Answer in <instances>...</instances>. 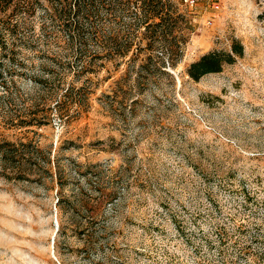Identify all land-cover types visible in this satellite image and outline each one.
<instances>
[{"label": "rangeland", "instance_id": "obj_1", "mask_svg": "<svg viewBox=\"0 0 264 264\" xmlns=\"http://www.w3.org/2000/svg\"><path fill=\"white\" fill-rule=\"evenodd\" d=\"M170 2L181 56L128 13L55 0L27 34L48 42L0 46V264H264V0ZM234 44L233 64L187 74Z\"/></svg>", "mask_w": 264, "mask_h": 264}, {"label": "trees", "instance_id": "obj_2", "mask_svg": "<svg viewBox=\"0 0 264 264\" xmlns=\"http://www.w3.org/2000/svg\"><path fill=\"white\" fill-rule=\"evenodd\" d=\"M42 0H0V46L6 48L8 42L12 41L13 44L17 42H34L47 41L49 38L46 33L35 40V35L30 37L27 35L30 30L34 31L33 20L34 11L40 6ZM51 1V0H44ZM70 1V2H69ZM57 3L58 15L61 16L63 9L59 6L65 5L67 8L68 16H96L99 13L105 12L114 17H123L128 13L135 20V28L138 26H146L145 30H150L153 27V35L158 33V30L167 37L174 35L172 38V46L170 52H176L181 56L183 47L188 41V30L190 29L188 21L185 20L183 15L178 14L176 7L170 1L164 0H55ZM12 8L15 14L10 17L7 10ZM74 8L76 11L74 12ZM25 11L24 15H18ZM47 13V12H46ZM260 19L264 21V12L260 15ZM152 20H158L157 24H150ZM31 26V29L29 27ZM67 33V32H66ZM54 39L59 40V36H53ZM65 42L74 52V46L81 40L80 35H76L75 30L64 35ZM164 49V48H163ZM82 52V49L76 50V55ZM123 56L126 55V48L119 51ZM243 54V47L238 44L232 46L231 52H211L204 55L199 61L191 64L187 74L199 81L203 76L211 73H218L222 70L225 64H233L235 56ZM177 60L170 64L171 67H176ZM6 74V71H0ZM59 105V104H57ZM59 107V106H58ZM63 112V110H61Z\"/></svg>", "mask_w": 264, "mask_h": 264}, {"label": "built area", "instance_id": "obj_3", "mask_svg": "<svg viewBox=\"0 0 264 264\" xmlns=\"http://www.w3.org/2000/svg\"><path fill=\"white\" fill-rule=\"evenodd\" d=\"M164 1H174L189 12H194L205 4L208 5L210 9L214 11H219L222 3V0H164ZM207 24L211 25L212 23L208 20Z\"/></svg>", "mask_w": 264, "mask_h": 264}]
</instances>
